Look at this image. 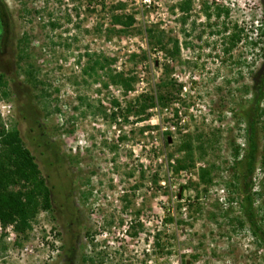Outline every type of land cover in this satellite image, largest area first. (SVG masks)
I'll list each match as a JSON object with an SVG mask.
<instances>
[{
  "label": "rangeland",
  "instance_id": "1",
  "mask_svg": "<svg viewBox=\"0 0 264 264\" xmlns=\"http://www.w3.org/2000/svg\"><path fill=\"white\" fill-rule=\"evenodd\" d=\"M181 1L0 0L8 12L0 119L18 128L52 197L26 233L0 224V264H264V249L235 224L239 196L230 186L235 148L246 150L241 110L264 61V36L251 43L264 24L262 0H190L188 13ZM216 6L228 16L217 17ZM114 15L134 22L123 27ZM151 36L170 49L177 40L178 56ZM118 75L131 89L110 81ZM168 78L182 86L176 100L140 121L138 96L160 93ZM259 134L264 155V127ZM185 139L194 161L176 172ZM253 190L264 217L261 156Z\"/></svg>",
  "mask_w": 264,
  "mask_h": 264
},
{
  "label": "trees",
  "instance_id": "2",
  "mask_svg": "<svg viewBox=\"0 0 264 264\" xmlns=\"http://www.w3.org/2000/svg\"><path fill=\"white\" fill-rule=\"evenodd\" d=\"M264 10V0H262ZM190 0H182L179 3V10L182 13H188L191 9ZM205 13L210 19L212 13L209 12L210 6L205 4ZM229 10L227 8L216 6V15L227 17ZM8 17V12L4 3L0 4V33L3 31L5 18ZM113 21L115 24H120L127 27L133 24L134 18L132 15H114ZM224 30H227L226 27ZM259 30V31H258ZM257 30L253 45H256L257 39L264 36V24H261ZM226 32V31H225ZM241 30L228 33V39L231 45L240 41ZM161 38V39H160ZM150 38V42L155 44V47L160 48L167 56H178L179 43L174 40V47L171 49L164 43V38ZM163 38V39H162ZM27 54L23 53V49L19 50L17 61L19 66L24 69V73L31 82L36 81L33 71L30 68H24L26 65L25 59ZM264 56V49H263ZM95 66H102L98 61H95ZM28 65V64H27ZM168 65L164 71H168ZM95 71V68H91ZM111 82L120 84L125 90L131 89V81L123 75L117 77L111 76ZM7 83L4 81V76L0 73V95H6L4 88ZM161 91L156 95L141 94L137 98L140 121L148 118V110L156 106H167L176 100L182 86L168 78L160 84ZM170 88V89H169ZM126 92V91H125ZM264 100V61L253 74V85L251 87V97L248 104L242 108L241 117L244 122V132L246 141L245 153L241 154L239 147L234 151V167L237 170L234 180L230 184L236 190L239 198L235 199L238 207V214L233 215L235 224L241 228H245L253 238L258 248L264 249V217L259 212L255 205L256 192L253 190V175L257 168L258 159L261 156V165L264 169V155L260 152L259 144V129L264 127V109L261 104ZM112 104L117 106L116 100ZM33 111V109L31 110ZM114 116V113H112ZM199 148L203 152V145L199 144ZM179 150L183 152V156L175 161L172 165L176 172L183 168H188L194 161V149L192 141L185 139L179 146ZM201 152V153H202ZM56 152H54V156ZM263 157V158H262ZM58 156L56 157V159ZM209 167L203 166L199 168V179L203 183H211L209 179ZM234 201V200H232ZM39 208L43 210H51L52 197L51 188L48 186L45 177L35 161V157L31 151L24 145L20 132L16 127L6 128L0 119V224L3 227L12 225L14 230L19 233H26L31 229V220L35 217ZM225 211L232 210L229 206L224 208Z\"/></svg>",
  "mask_w": 264,
  "mask_h": 264
}]
</instances>
